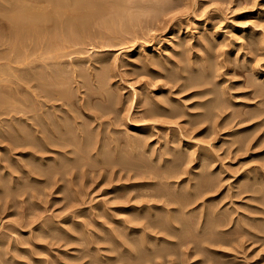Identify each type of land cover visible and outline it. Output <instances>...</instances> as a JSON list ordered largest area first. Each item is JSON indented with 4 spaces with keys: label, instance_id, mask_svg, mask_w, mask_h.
Segmentation results:
<instances>
[{
    "label": "rangeland",
    "instance_id": "obj_1",
    "mask_svg": "<svg viewBox=\"0 0 264 264\" xmlns=\"http://www.w3.org/2000/svg\"><path fill=\"white\" fill-rule=\"evenodd\" d=\"M123 1L126 3L125 4V3L121 2V4H122L121 6H123V7L125 6L123 9L126 8L125 10H127V9H131L133 7V9H131V11L127 10L128 13L131 16L128 13H126L127 11L123 13L122 11H124V10H122V7H121L120 9L122 10L121 11L122 15L120 14L119 11L117 12L120 16L117 15V13L116 14L113 13L114 14L113 15L111 12H109L108 17L110 16V20H114V18H115V20L112 21L113 22L112 23L111 21L109 22V18L108 17H107L108 19L105 17V15L107 16V14H108V12H105L104 15H103V18H104V20L107 19L106 22H109L108 24H110V25L105 27L106 29H103L104 25L102 26L99 23V25H100L99 26L98 23H97L96 25H94V27H92L91 33L85 34L87 37L85 35H83L82 37H80L78 39L79 41L76 40L74 42L69 43V44H72V45L67 44L69 46L65 47L66 49H64V52H65L64 55L65 56H69V58L64 56V58L66 60L65 59H63V60H65V62L66 61L68 62V60L70 59V62H68V63L64 62L68 67L66 65H65L66 67L63 66L64 63L62 62L63 63L62 68H63V70L65 68H67V69H65V71H66L65 74L68 73V76H71L70 74L72 73L71 72L72 70L70 71V68H72V67H73L72 68L73 70L77 69V70H79L80 73L82 72V70H84L82 72V75L84 76V78H82V79L81 78L80 79L79 78H75L74 79V80L81 81L82 85L81 84L78 85L77 82H79V81H77V82L75 81L73 83L74 80L69 81V79H68V81H69L68 84L71 85V86H67L68 84H66V86L68 87L67 89H70L69 87H72L70 89L71 90L70 91L71 96L75 92H79V93H76V95H73L72 99L70 98V103H72V102L75 103V104L72 103L73 105L71 104V106L75 105L72 109L74 111H76V112H78V107L76 106V102L77 101L80 102V99H82V97L84 95L87 96V94H89V92H90V90H87V87L86 88L84 87V86H86L85 84H88V87L91 90L95 89V85H94L95 84L94 83L95 80L91 81L90 76L93 75V74L96 75L103 68H107L108 67L106 69L107 71H105L107 73L106 74V79L108 80L107 81V85L108 86L106 85L107 88L105 87V89L108 90L110 93L111 92L113 93V95L111 93L112 98L110 96L109 97L107 96L108 100H105V99H107L106 97L104 99L96 97V98H94L92 100V103L94 105H96V104L98 105L99 104L101 106L108 107L109 110L112 109V111H109V113H106V117L111 118L113 121L118 119V120H116V124H118V121L120 120L119 123L122 125L121 126L119 124L120 125L119 126V125L115 124L113 126H110V130L111 131L116 130L118 128L117 129L118 133H116V134L114 133V134H115V136L117 138L119 136V139H117L119 141V144L117 143V141H115L113 143V145H112V144H110V142L109 143L107 142V140L110 141V139H108V138L106 139V142L110 146L112 145L111 146L112 148L114 146L115 148H113V149L115 151H117L115 153V151L111 147H109L110 149L108 151V148H107V151L109 152L110 155L113 152L112 156L114 155L116 157V159L119 158L120 160L121 159L125 160L128 157V155H129V158L131 157L129 159V161L134 160V159H132V158H134V156L130 155L132 153L131 150L130 149L128 150V147L125 144V141H127V140H125L124 138L126 137L127 132H128V134H133L135 132L133 129H131L132 128L131 126L137 124L136 122H138V120H139L138 119L139 115L137 114V111H138V109L139 110L142 109L141 107H139L140 105L138 104V102L142 98V96H146V95L150 94L149 92H151V91L153 92V94L155 93V96H157L156 94H158L161 90H167L168 88H170L171 91L169 89L168 90H169L170 95L172 96V98L178 99V100H180V102L183 100L184 103H186V105H191L192 102L196 103V101L198 102L200 99H201L200 102H202L203 101L202 99L204 97L198 99L197 97L196 98H191L190 96L192 94L200 91V90L202 91V88H204L203 90L205 91V88H206V90L209 89L208 90L209 91V95L214 96L213 99H215V97H216L215 95L217 94L216 91H218V95L220 96L219 99L225 101L224 98L222 97V94H223V92H226V93L229 92L231 95H229V94H227V95L229 97L231 96L230 100L235 96L233 98L235 101H233V99H232V102H235L234 104H237V105L240 104L241 105L242 103L243 104H247V103L249 104V102H250V104L253 106L254 103H255V106H253V109H255L254 107L260 108L259 105L261 107H262V104L264 105V99L263 98H260V97L257 98L256 96L253 97L254 96L253 95L254 89L251 88L249 86V83H248L250 81V79H256L257 80L256 76H258V73L261 72V71H264V43H263L264 42L263 41L264 40V0H167L169 5L167 4V1H165V0H156L157 4L155 3V0H139V1L138 0H132L134 2L133 5H128L131 2V1L129 2V0H123ZM147 1H149V3L151 2V4L153 2V4L155 5V6H153V4H152L153 7L151 6V4H148L153 9H151L146 4V3H148ZM139 2H141V3L139 4ZM137 3H138V5H136ZM135 5L137 7H135ZM163 5H164V7H163ZM130 6H132V7H130ZM157 6H159L158 7L159 11L157 10V12H156V10H154V7L157 8ZM140 7H141V9L143 8V10H142L143 12L139 11V15L137 16V20H138L137 21V20H135V17L138 14V9ZM147 7H149V8H147ZM162 8H164V9H162ZM166 8H168V9H166ZM147 9H149V10L151 9V11L149 12ZM161 9L164 10V11H162ZM146 10H147V12H146ZM132 13H134V15ZM110 14L112 15V17H111ZM126 14H128L129 16H127ZM115 15H117V16H115ZM120 17H122V18H120ZM128 19H130V21H128ZM133 19H134V23L131 22ZM119 20H121V21L119 22ZM122 21H124V22H122ZM119 23H121V24L124 23L125 26L122 27V25L119 24ZM111 24L115 25L114 26L115 28L112 29L113 31L109 28V27L113 28L112 27L113 25H111ZM7 25L8 24H7L6 20L3 18L2 14L0 13V36L3 35L0 38V41L1 40L3 41V39L5 38L4 36H6V35L8 36V34H9V28H8ZM95 26H97V27L95 28ZM101 27H102V29H101ZM3 32H6V33L8 32V34L3 33ZM251 33L252 34L255 33L256 36L254 35L255 37H253ZM7 36L4 39V43L2 41L0 42L1 43L0 44V57H1V59H2V56H3L2 54L3 53H4V55L5 54L9 55V56H6V57H10L11 56V54H10L11 53L10 52L11 49H10L9 46H11V48L13 46L10 43H9V46H8V41L6 40ZM260 39H262L261 40V44L259 43ZM181 43H182V45H181ZM6 44H7V46H6ZM7 47H9V48H7ZM203 48L204 49L207 48L209 51L207 52L206 51L207 49L204 50ZM155 49L156 50L158 49V51H156ZM6 50H7V53H6ZM8 50H9V53H8ZM153 50H154L155 53H149L150 51H153ZM61 52H63V50H61ZM66 52L67 53L69 52V53L66 55ZM71 52H73L74 54L71 53ZM140 52H142L144 56L142 54H140ZM94 53L96 54V56H95ZM165 53H167V54H165ZM98 54H99V56H98ZM140 55H142L143 57H141ZM150 55L153 56V57L149 58ZM169 56H171V57H169ZM197 56L203 58L202 59L203 61H207V60L213 61L214 65L215 64L217 65V63H218L217 66L215 65V67H217L216 69L218 70V72H217L216 69H214V70H216L217 74H216V72H214L213 75H211L212 78L215 76V78H213V80H214V82H217L218 84L216 83L217 84L216 85L213 82L216 86L212 85L213 83H211L212 82L211 76H210V78L204 76V78L205 77L206 78L205 79L203 78V81L206 80L205 81V85H207V86H205V85H203L202 87L200 86L201 88L198 86V88L200 89L199 90L196 87H195L196 89H194V87L192 86L193 84H192V85H190L191 89L188 87V85H186L185 87L186 88L188 87L189 89H186V88L182 89V87H184V85L187 84V81L184 79V75L185 74H186L185 75V78H186L192 73L193 69H195V70L198 69L199 73L202 72V69L200 70V68H203V67H201L202 65L200 66V62L197 61L198 64L196 62H192L195 59L197 60ZM209 56H210V58L208 59L207 57H209ZM36 57H35V61L37 60L39 62L38 63L36 61L38 63L37 66H39V64L42 61L40 62V57H39V60L37 59L38 57L37 58ZM48 57H50V56H46L47 59H51V58H48ZM154 57H156V58H154ZM160 57H161V59H165L167 61V67H166V65H165L166 68L162 67V68H164V70H162L161 67H157V66L147 67L144 64L145 62H143V61H146L147 59H150V60L156 59L157 60V59H160ZM33 59H34V57H31L30 60L28 59L29 64L32 63L31 61ZM216 59H218V60H216ZM183 60H184L185 63L184 62L180 63V61H183ZM190 60H192V61H190ZM28 61H26L27 62L26 64H28ZM46 61H47V63L50 62L49 60H46ZM100 61H103L105 64L103 62H100ZM166 61H165V63H166ZM172 61H174V62H172ZM187 61H189V62H187ZM2 62L4 64H2ZM2 62L0 60V65H1L0 67L1 68H2L3 65H6L5 59H3ZM52 62L53 61H51L50 63H52ZM83 62H85L84 63L85 66H83L84 65ZM190 62L193 63V64L190 65ZM34 63L35 62L33 60V64ZM69 63H70V65L72 67L70 65H68ZM71 63H73V64H71ZM186 63L187 64L189 63L188 67H187ZM194 63H196L199 68H197V66H195ZM106 64L108 66H106ZM141 64H142V66H145V67L142 68ZM202 64H203V62H202ZM219 64H221V65H219ZM15 65H17V64H15ZM15 65L14 64L12 65L14 67V69H13L14 71H12V70H11L12 72L4 71L5 74L10 75V76H12L14 74H16L18 76H23L24 71H16L15 70L16 68H20L18 66H20L22 64L16 66V68H15ZM73 65L76 68H74ZM77 65H78V67H77ZM89 65L90 66L93 65V67H89ZM94 65H96L97 68H95ZM22 66H21V68H22ZM189 66L193 67V68H191L192 70L190 69ZM258 66L260 68L259 72H258V69H259ZM182 67L185 68V69L188 68L191 71V73H186V72H190L189 70L188 71L187 70H183L184 71V73H183V71H182L183 68ZM256 67L258 69H256ZM38 68H34V71L36 70V72H34L33 69L31 70V72L32 71H33V73L41 72L42 68L41 69L40 68L38 69ZM91 68H92V70H91ZM99 68H100V70H99ZM104 70L105 69H103V71ZM180 71L182 72L181 74H180ZM15 72H17V73H15ZM147 72H148L149 75L147 74ZM176 73H178V74H176ZM19 74H21V75H19ZM86 74H87V76H86ZM89 74H91V75H89ZM175 74L178 75V76H176ZM187 74H189V75L187 76ZM214 74H216V75H214ZM254 74H255V77H254ZM64 76L66 77L67 75H64ZM71 77H73V75ZM252 77H254V78H252ZM71 79H73V78H71ZM170 79H171V81H170ZM215 79L217 81H215ZM150 80L154 81V82L151 81L152 83L149 84L151 86L148 85V83H150ZM172 80H173V82H172ZM165 81L167 82V85H166ZM207 81L208 82L211 81V82L208 83ZM220 81H224V82L226 81V82L225 83L223 82V84L221 82V84H219ZM71 82H72V84H70ZM17 83L18 82H16L15 84L11 83L10 85L9 84H3V86L5 85L7 87L6 91L7 92L9 91L8 93L11 96H14V97L11 98V99H13V102L16 101V99L18 100L17 102H14V104L16 103L15 105H17V107H18L16 109L14 108L15 110H18L19 108L24 106L22 104H25L24 99L27 98L26 97L27 96L26 85H24V84L21 85L22 83L19 82L20 86H19V88H17L18 87V85H16ZM202 84H204V82ZM0 85L2 86V84H0ZM7 85H9L10 87L7 86ZM80 85H81V90H79ZM14 86H16V87L14 88ZM66 86H64V87L66 88ZM77 86H79L78 89H75V88H77ZM163 86L165 88H163ZM169 86H171V87H169ZM178 86H180L181 88L178 87ZM210 86H214L215 87V88H212V87L211 88L216 92V94H214L215 92H211L212 89L210 88ZM221 86H222V88H221ZM192 87H193V90H192ZM142 88H144V89H142ZM74 89H75V91H74ZM16 90H18V91H16ZM76 90H78V91H76ZM138 90H140V91H138ZM227 90H230V91H227ZM15 91L18 92V93L15 94L16 93ZM22 91L23 92L26 91V92L23 93ZM72 91L74 93H72ZM134 91H136V92H134ZM141 91H142V93L144 92L146 94L143 95L142 93H139ZM169 92L163 94L162 98H161V95L157 96V98H159V97H160L159 99H166V97H167V99L169 97L171 98V96H169ZM175 92L177 94H179V95H177ZM133 93H135V94L137 93V94L133 95ZM220 93H222V94H220ZM19 94L20 95L22 94V96L20 97ZM82 94H83V96H82ZM116 94H118V97H117ZM153 94H151V95L153 97H155ZM137 95L139 96L138 97L139 99H137ZM209 95L208 94L206 95V98L204 99V101L206 99L208 101L212 99V96H209ZM245 95H247V97ZM86 96H84V97H86ZM239 96H240V98H239ZM84 97H83V100H84ZM187 98L188 99L191 98L192 101L190 99H189L190 100L189 101ZM111 99L113 101H111ZM262 99H263V101H262ZM137 100H138V102H137ZM11 101H10V103L12 105L13 102H11ZM183 101H182V104H183ZM228 102L225 103L226 106H227V104H228V106L230 105V102L229 103ZM259 102H260V104H259ZM111 103H113V104H111ZM135 103L138 104V105L136 106ZM256 104H257V106H256ZM11 105L9 104L10 107H11ZM237 105H236V107H235V105H230V107L227 106L229 111L227 110L226 111L227 114L225 113L224 115L220 116L221 118L218 117V119H217V117H215V119H217L216 123H215V119L214 118L206 119V122L203 124V126L201 125V129H205L207 127L211 131L216 126L217 123H220L222 121V119L226 115H228L230 113L232 114V112H233V114L236 113L237 108L240 106L239 105L237 107ZM241 106H242L243 110L242 109H240V111L238 110L236 114H239V112L241 113V115L242 114H246V115H243L244 119L245 118L248 119L250 116H247V114L250 111H252L253 109H251V107H245L243 105H241ZM241 106L239 108H241ZM111 107H113V108H111ZM243 107H245V108H243ZM75 108H76V110H75ZM113 110H114V112H113ZM231 110H232V112H231ZM241 110H242V112H241ZM106 111L108 112V110H106ZM112 112L115 113V114L112 115L113 114ZM196 112H198L197 109H196L195 113ZM14 114H15V112H14ZM14 114L11 113L9 115V117H8L9 119L7 118L8 115L7 116L4 115V116L0 117V125L2 124L0 126L2 128V131H0V133L3 132L4 135H7V129H9L8 134L17 135L18 132L19 133H23L27 129L25 124H22V122H21V121L24 120L23 119L24 117H22V113H21V117L22 118L20 117V115L18 117V114H16L17 116L16 115L14 116ZM108 114H110L111 116L110 115L108 116ZM10 116L11 117L14 116V117L11 118ZM113 117H116V118L113 119ZM17 118L19 120L21 119V121L18 122V120H16ZM130 118H131V120H130ZM182 118H184V119H182ZM182 118H179V119H176V120H172V121L177 122L178 125H181V127H183V128L187 127L186 131H188V129H189L188 126L189 125L188 124H184L185 117H182ZM10 119H12L13 122ZM213 119H214V122H213ZM238 119L240 120V117H238L237 120H235L234 122L235 123L238 122ZM255 119H253L254 121L251 119V122L248 120L247 121L248 123L245 122L247 124V126H246L245 123H243L244 126H243V124H240L241 126L238 125L240 127L237 126V128H236V129H239V128H242V127L243 128L244 127L245 128L253 127L252 129H250V131L248 130L247 132H243V135L242 134L240 135L242 137L243 136H248L246 138V140H247V142H245L246 144L237 142V139L234 140L232 137H228V136L224 137V134L227 131L220 132L219 128H218L219 130L218 129L217 130L220 133L219 132L215 133L216 134V138L214 136L215 134L213 133L214 134L213 135L212 132H208L209 134L208 133L205 134L207 136H205V135L196 136L197 135L196 132L195 133H193L192 131L186 132L185 128L183 130V133H182L181 139H180L181 143L182 142L186 143L187 141H191L192 144H195L196 146L197 145L200 146V144L202 145V143H204L203 145H205L208 142H210L208 144V146L207 145H205V146L206 147L210 146L209 148H211L210 149L211 152L217 146L214 149V152H213L214 153L213 155H215L214 160H216V163L213 164L212 169L214 170V172L216 171L215 172V175L217 174L216 175L217 176L216 181L218 179V182H220V179H221L222 182H220V183L216 182V186H217L218 189L215 188V189H217V191L216 190H215V192L213 191L215 194H213L211 192V193L207 194L208 198H207V196H205V198H202V199H203V202L208 200L207 203L205 202L206 205H208V206H206L205 203H204V205H205L204 207H209V208H211L213 210L215 209L214 212L217 213V215L215 216L216 218L218 217V215H220L219 216L220 218L218 217V219H221V221L219 220L218 223L222 224V225L220 224V227H222V228H219V227L217 228V231H219V235L220 236L219 235H215V237L213 236L214 237L213 241L215 243L210 244L212 246H209V243H207V244L205 242L203 243V245L205 244L204 247H207V249L199 251L201 254L199 252L197 253V250L195 251V253L193 252L196 249V246H193V245H195L194 243H192L193 241H191V240L189 241L188 240V239H192L193 240V238L186 239L185 240L186 244L185 243L183 244L180 241L179 237H178L179 241L177 239L176 241H178V242H175L176 238L174 237L175 239H173V236H178L180 234V231L177 232L175 229L170 230L172 232H171L170 235L168 234V238L171 236V238H169V239L167 238V236H163V235H166V234H163V233H166V232L159 231V229L158 230L157 229L153 230L149 234L146 233V232H144V234H143V232H141V233H133V229H135L136 227H138V228H136L138 230L141 229L142 228L141 225L143 226L144 223H146L145 222L146 220L145 221L144 220L138 221V222H140L138 224L139 226H137V223H135L134 224L135 227H134V225H132L133 224L132 222L131 223L127 222L129 219H131V217H129V215L128 216L126 215V214H128V212H127V210H125V208H128L131 204L133 206L134 204H137V203L136 202L132 203L133 202L132 201L129 205L125 204L127 207L124 204L121 205V207H120V204L125 202V200H123V198L119 199L118 195L126 194L127 192L128 193H133V195L134 194H138L140 191L142 193V191L145 188L143 189L141 186H137L136 189H135V192H133V190H131L132 189L131 185L132 184L134 185L135 183L140 184L141 182L142 183L150 182V180L145 178L147 180L146 181V180H144V178L141 179L142 176H135L136 174L142 173V170H138L139 173L136 170V172H134L133 174H132V172L135 171V170H133L132 172L129 171L130 173L128 174V170H127L128 167L127 166L126 167L124 166V168H122V166H120V165H116V167H115V165H113V166H111V167L114 168L113 171L110 170V169H112L110 166L104 165L105 166V168H104V166H102V164H104V163H100V161H99L101 159L100 156H98V158L96 157L97 155L95 156L96 149L99 148L100 144L95 142L96 141L95 139H97V141H98V137L95 136L97 134L94 135V133L97 132V130H96L97 129L96 128L97 124L92 122L91 126L89 128H90L91 134L93 135V137H95V138L92 139L93 140L92 142H93V145H94V146H92V148L94 149V152L92 153V150L89 151V152H91L90 154H92L91 155L92 157L90 156L89 153H88V156L91 157L92 159L91 158H90L91 160L88 159L87 162H88V164L89 163L92 164L93 162H95V159L97 158L96 162L98 160L97 163H99V166H98L97 163L96 164L94 163L93 168H92L91 164L88 165L86 161H83V162H81L83 166L86 165L85 166L86 168H87V166H91V167H89V169H86V168H84L82 166H80L78 168L76 167L77 169L75 168V170H76V172L78 174L75 172L74 169L68 168L66 170V175L68 174L67 177L71 176V178L70 177L68 178L70 181L65 182L67 177H65V175H64V177H62L59 174L60 176L58 175L57 179H58V177H59V179L60 178H64V181L63 182L61 181L60 183H57L56 185H51L50 184L51 187H49V184L46 185V183H45V185H44V183L42 182L43 186H44L43 187L41 185L42 183L41 182H36L35 179H32L33 182H30L31 178L27 179L26 176L21 175V172H18L19 170H16L18 172V174H14L15 175L14 177L15 178L21 177L22 179L20 180V182L17 179L14 180L13 177L12 178L10 177V179L8 178V176L6 178L4 177V175H6V173L9 172V168L8 169L4 168L1 171L3 175L0 174V181L2 180L1 182L3 183V186L0 187V195L2 193L3 194L0 196L1 197L0 205L2 207L3 206L4 207L2 208L0 206V209H1L0 210V231H1L0 233L2 235L1 237H3L1 242H2V244L3 243L4 244L2 246H0V249H1L0 250V257H1L0 261L3 262L4 264H9V263L10 264H89V263L90 264L91 263L94 264L93 262H95V261H96L95 264H135V263L139 264L140 262H141V264H264V174H262V172L264 173V160H263L264 159V126H263L264 124H260V128H259V123H262V122L264 123V121H263L264 118L257 117V120H255ZM124 120L126 121V123H125ZM129 120H130V122H129ZM159 120H160V118H159ZM159 120H158V118H156V120L153 121V122H156V123L158 122L157 124H159V125H157L156 123L152 124L153 123L152 121H149V122L142 121V123H138L140 125L137 124L139 127H142L145 124H146L145 126L150 125V127L152 125H153L152 127H154L155 125L157 126V127L155 126V129H154L155 131L154 130L151 131L152 135H151V132H150V133H148V136H146V137H152L153 136L152 138H150L151 140H148V143H149L150 147H152L151 151H152V149H154V152H156V154L159 152V150H157V149H160L159 147H161L163 145V143H164V140H161V139H164L163 137H165V133H168L169 135L172 134L170 131L163 133L164 131L159 129L158 126H160V122H162L163 119H161L160 122H159ZM105 121H108V120H105ZM121 121L125 124V126H124L123 123H121ZM5 122H8L10 125L5 123ZM133 122H135V124ZM139 122H141V121H139ZM210 122H212V123L210 124ZM17 123H18V125H17ZM89 123H90V121H89ZM179 123H181V124H179ZM15 124L18 126V128H17V126L15 127ZM92 124H93V126H92ZM173 124L175 125V123H173ZM173 124H168V125L171 128L178 129L179 126H173ZM253 124H254V126H253ZM20 125H21V127H20ZM209 125H211V126L214 125V126L212 128ZM9 127H11V128H9ZM1 128H0V130H1ZM23 128L25 129L24 131H23ZM16 130H18V131H16ZM19 130H21V131H19ZM126 130H128V131H126ZM260 130H261V132H260ZM15 131H16V134H15ZM93 131H95V132H93ZM124 131H126V132H124ZM156 131H158V132H156ZM255 132L257 133V135H256ZM258 132H259V134H258ZM2 134H0V135H2ZM124 134H125V137H124ZM134 135H135V133H134ZM188 135H190V136L188 137ZM208 136H210V137H208ZM251 136L252 137L254 136L253 137L254 139ZM255 136H256V138H255ZM121 137H123V138H121ZM222 137H223V139H222ZM261 137L263 138L262 140L260 139ZM205 139H208V141L205 140ZM248 139H249L250 142H248ZM157 140H159V141L157 142ZM203 141H206V143L203 142ZM104 142H105V140H104ZM236 142H237V144H235ZM115 143H116L117 147H119L120 144L123 145V146L119 147L120 148L119 150H121L122 153L123 152L124 153L126 152V154H127V152H129V153L131 152V153L128 154V155L123 153L124 155H122V156L118 155V152H121V151L118 150V148L116 147ZM154 143H156V144L154 145ZM239 143H240V145H239ZM108 144H107V146H109ZM124 144H125V146H124ZM212 144H214V145H212ZM241 144L244 145L243 147L245 149L242 147L240 149V151H239L238 149L240 148V146H242ZM3 145L4 144L1 145V143H0V152H2L0 154L2 156L4 155V153H3L4 151H1V150H3V148L6 147V143H5L4 146ZM249 145H250V147H249ZM153 146H155V148ZM199 146L194 147V150H197ZM121 148L122 149L124 148L125 150L127 149V151H125L124 149L122 150ZM188 148H187L188 151H185L186 153L189 154V152H194V151H192L193 148H192V150H190L191 148L190 149H188ZM184 149L186 150V148H184ZM235 150H236L237 153L233 152ZM26 151L28 152V150H26ZM26 151L23 150V148H19L18 151L11 152L10 153L11 157H9V158H11V159L13 158L12 164H10L9 162H6V163L10 167H11V165H13L12 166L13 168L11 167L12 169H15V168L17 169L18 167H23L24 163L26 161L28 163L31 162L32 164L37 163L35 161H31V158H29L28 156H25V155L21 156L20 155L21 153L25 154ZM150 152L148 154L145 153V155L149 156ZM142 153H144V152H142ZM238 153H239V155H238ZM245 153H246V155H245ZM139 154H140V152H139ZM151 154H152L151 157L147 156L149 158L148 160H147L146 157H144V158H146V160L148 162L151 161L150 158H155L156 156H158L159 153L157 155L154 154V153H151ZM117 155H118V158H117ZM143 155H141V156H143ZM114 156H113V158L115 159ZM24 157H26V158H24ZM73 157H75V156H73ZM123 157H125V158L123 159ZM90 161H92V162H90ZM101 161H102V159H101ZM33 162H35V163H33ZM152 163H154L153 165H155V162H152ZM118 166H120L119 169L117 168ZM193 166L194 165H189V166L186 165V167L189 168L190 171H195V170H192ZM106 167H107V169H106ZM79 168L80 169L82 168V170H80ZM218 168H220V169L222 168L223 169L222 173L220 172V169H218ZM69 169L70 170L72 169L73 173ZM85 169H86V171H85ZM121 169L122 170L125 169V170H123V172H121L122 171ZM79 170L82 171V172L85 171L84 173H82L83 175L81 174V172ZM67 171L68 172L70 171L71 175H69L70 172L68 173ZM124 171L127 172V173L123 174ZM246 171H248V172L252 171V173H249V175L251 176V174H252L251 177L255 178L254 179L255 187L253 186L252 182L248 183V185H246V187L243 186V185H240V183H239V182H241L239 180L240 179V175L242 176L244 174V172H246ZM74 172L76 174H74ZM108 172H110V173H108ZM248 172H246V173H248ZM79 174H81L82 176L79 175ZM218 174H220L221 177ZM129 175L131 177H133V179L136 177L135 179H138V180H133L132 179V181L129 182V180H131L130 177H128ZM232 175H234V176H232ZM261 175H263V176H261ZM22 176H24V177H22ZM139 177H141V178H139ZM187 177L182 175L180 177L181 179L179 178L178 180H175V181L174 180H170L172 182V184L170 185L171 188L174 190L176 188L175 182H177V181L180 182L182 179L187 178ZM73 178H74V181H71ZM120 178H122V179L120 180ZM124 178H127V179H125V181H123L122 186L124 185V187L120 188V189H122L124 191H122L120 189H118L120 191L116 190L115 188L121 186L122 180ZM34 180H35V182H34ZM127 180H128V182L126 183ZM14 181L16 183H14ZM113 181H115V182H113ZM154 181H156V180H153L151 182H154ZM23 182L26 185H27V183H30V186H29V184L27 185V186L31 187V188L28 187L29 188L28 191L21 189V188H23V189L27 188V187H25V188L21 187L22 185L19 184V183L23 184ZM244 182L247 184V181H244ZM32 183H34V185L36 187L34 185H31ZM36 183H39V186ZM67 183L70 184V185H68ZM71 183H73V184H71ZM218 184L219 185L221 184V186H219ZM128 185H129V187H127ZM238 185H240V186H238ZM18 186L20 187V189H19L20 191L18 190ZM63 186H64V190L62 189ZM114 186H116V187H114ZM130 186H131V188H130ZM5 187H7L8 189H6ZM16 188H17L18 191H16ZM40 188L42 189V191H41ZM45 188H47V189L45 190ZM2 189H4V190L6 189V190L4 191ZM114 189L116 190V193L112 192V191H115ZM183 189H185L184 186H183ZM31 190H33V191H31ZM34 190H37V191H34ZM182 190H181V192H182ZM260 190H261V192H260ZM24 191L28 192L29 194L28 193L25 194ZM5 192L6 193L8 192V193L5 194ZM10 192H13L15 194V196L13 197L12 195H10V197L7 198L9 196L8 194ZM18 192H21V194L18 193ZM35 192H36V195L34 194L35 196L32 197V198L35 199L34 200L30 196H33V193H35ZM151 192L155 193L153 190H151ZM257 193H259V194H257ZM40 194H41V196H40ZM116 194H118V195H116ZM6 195H7V197H6ZM114 196H117L118 198L117 197L114 198ZM6 198L8 200L15 201L14 202L15 206H12V207L9 206V205H11L10 202H12V201H8ZM143 198L144 197H142V199L141 198L134 199V201H137V200L141 199L140 201H138V202H141L142 200L144 201ZM260 198H262V199H260ZM210 199L213 200L214 203L212 201H210ZM1 200H2V202H1ZM5 200H7V201H5ZM20 201L22 203L26 202L27 204L26 203L20 204L21 203ZM4 202H6V203L8 202L7 206H6V203H4ZM210 203H213L212 206L210 205ZM26 206H28V207L26 208ZM9 207L11 208V210H10ZM212 207H215V208H212ZM8 209H9V211H8ZM17 209H19V210H17ZM27 209H28V211H27ZM121 210L123 211L124 214L120 213ZM217 210L219 212H217ZM18 211H21L22 213H20V212L17 213ZM105 211H108V212H105ZM124 211H126V212H124ZM23 212H24V215H23ZM221 212L225 213V215L223 214L224 215L223 217H222V213ZM196 213H194V214L198 217V215ZM21 214L23 215V217L25 215L27 217L28 214L30 215L29 217H31L32 214H33L32 217L36 215V216L40 217V220H41L40 222L43 224V228L44 229L48 230L50 228L49 226L51 224L52 228L55 227V229H53V230H56V231H50V233L49 232H44L45 234L42 233L43 234V239L42 238H38L40 240V242L36 241V239H35V242L33 240L34 243L32 241L30 242V240H32V236H33V234L35 232H30L31 231L30 227H26V228L25 227H22V228L20 227V229H18V227L20 225H18V223L15 222V221H17V222L21 221V219L23 218L21 216ZM107 214H108V218L106 217ZM191 215H193V214H191ZM20 216H21V219H20ZM36 216L33 217V218H36ZM230 216H231V218H230ZM227 217L230 218V220ZM216 218L214 220L215 222L218 221V219H216ZM199 219L201 221L204 220L201 217ZM213 219H214V217L213 218L210 217V220H213ZM44 220H46V221H44ZM227 220H228V222H227ZM142 221H144V222H142ZM225 221H226V223H225ZM123 222H126V223H123ZM222 222L224 223V225H223ZM239 222H240L241 225L239 224ZM46 223H48V224L46 225ZM120 223H122V224H120ZM44 224L46 226H44ZM74 224L75 225L77 224L76 226H74L76 229L73 227ZM79 224H80V227H79ZM249 224H250V226H248ZM81 225L82 226L84 225V227L87 229L86 231H85V229L82 230L83 232L85 231L84 233H82V231L80 233V230L82 229ZM236 225L239 226V227H237ZM77 226H78V228H77ZM130 226H131V228H133V227L134 228L131 229ZM177 227L180 230V227H181L180 224L177 225ZM16 228L18 229L19 232L22 229L21 232H24V234H23L24 236L22 235L23 238L20 236L21 233L17 234L18 232L16 231L17 230ZM23 228H25V229L23 230ZM67 228L68 229L71 228L70 231H68ZM106 228H108V229L106 230ZM128 228H130L132 230V232ZM73 229H75V230L73 231ZM10 230H12V231H10ZM60 230L61 231L64 230V232L65 231L66 232L65 233L64 232L61 233ZM77 230H78V232H77ZM115 230L118 231V233L119 232L120 233L118 234L117 232H115ZM124 230H126L129 235ZM108 231H110L111 235L109 234ZM111 231H112V233H111ZM174 231H175V233L177 232L176 235H175ZM11 232L13 233V235H12ZM15 232H17V233H15ZM69 232H71V234ZM154 232L156 233V235H155ZM227 233H228V235H227ZM49 234H50V236H48ZM102 234H104V235H102ZM137 234H138V236H137ZM150 234H151V236H150ZM100 235H101V237H100ZM141 235H143V236L141 237ZM46 236H47V239H46ZM59 236L61 238H59ZM71 236H73V237H71ZM53 237L55 239L57 237L58 238L55 240V239H53ZM145 237H146V240L143 239ZM153 237H156V238H153ZM163 237H166V238L164 239ZM20 238H21V240H18ZM28 238L30 239L29 241H28ZM48 238H50V239H48ZM90 238H91V240H90ZM22 239H25L26 241L23 240V242L21 244L20 241H22ZM60 239H61V241L59 242ZM107 239H109V240H107ZM130 239L133 240V241H131ZM147 239H148L147 245H143L142 243L146 244L145 241H147ZM152 239H154V240L157 239L156 240L157 242L153 241ZM224 239H225V241H224ZM4 240H5V242H4ZM15 240H16V242H17V240H18V242H20L19 245L17 244V247L19 248L18 250L16 248V244L14 246ZM51 240L55 243V245H54V243L52 244ZM137 240L139 241V243H138ZM164 240H170L169 242H173V245L167 243L169 245V248H168V245L166 244V242L163 243ZM217 240L218 241L219 240L222 241L223 244L218 242ZM12 241H13V243H12ZM24 241H25V243H24ZM134 241L137 243V245L134 244L135 243ZM9 242H11L12 245ZM119 242H121V243H119ZM179 242H181V243H179ZM188 242H190V243L188 244ZM126 243H127V245H126ZM130 243H131V245H134L135 247L131 246ZM149 243L151 244V246L149 245ZM121 244H123L124 246L121 245ZM156 244L158 246L161 245L160 248ZM178 244H180V245H178ZM217 244H219V245H217ZM132 247H133V249H132ZM163 247H165V248H163ZM192 247H195V249L192 248ZM149 248H151V249H149ZM161 248H163L164 251L167 248L168 250H166V252L168 251V254L170 253L169 256L167 255L166 252H163L162 251L163 249H161ZM41 249H43L44 251L41 250ZM134 249H135V251H134ZM137 249H139V250H137ZM153 249H156V251L153 250ZM7 250H8V252H7ZM12 250H15V252L13 251L15 254L12 253ZM19 250L20 251L22 250V251L20 252ZM23 250H29V251H27L28 254H26ZM145 250L146 251L150 250L152 253L150 251H147V253H146ZM157 250H158V253H160V254H161V252H159V251H162V257L164 256L163 258L161 257V255L156 253ZM4 251H6V252H4ZM9 251H11V253ZM38 251H40V252H38ZM130 251H131V254H130ZM141 251H142V253H141ZM202 251H203V253H202ZM29 252L31 253V255L29 254ZM136 252H138V254ZM174 252H175V255H173ZM124 253H126V254H124ZM144 253H145V255H144ZM13 254H14V256H12ZM128 254H129V256H128ZM136 254L137 255H141L142 257L140 258ZM146 254L149 255V256L150 255L154 256V254H155L154 257H152V256L149 257L150 260L147 258L148 259L147 261L148 262L151 261V263H147L146 262V257H147ZM182 254H183V257L185 259H183ZM4 255H7V256H5V258H4ZM176 255H177V257H176ZM134 256H137V257L135 258ZM180 256L182 258L181 259L182 262L180 260ZM159 257H160V259H159ZM151 258L152 259L154 258L153 261H152Z\"/></svg>",
    "mask_w": 264,
    "mask_h": 264
},
{
    "label": "bare ground",
    "instance_id": "obj_2",
    "mask_svg": "<svg viewBox=\"0 0 264 264\" xmlns=\"http://www.w3.org/2000/svg\"><path fill=\"white\" fill-rule=\"evenodd\" d=\"M131 1V2H130ZM139 1V0H138ZM165 1H167V0H165ZM121 2H123V3H125L123 0H0V13L2 14V16H3V18L6 20V22H7V26H8V28H9V34H8V32L6 33V32H3V33H6V34H8V36H7V41H8V46H9V43L10 44H12V48H11V46H9L10 47V49H11V56L10 57H6V56H9V55H4V53L2 54L3 56H2V59H1V57H0V60H1V62H2V60L3 59H5V61H6V65H3L2 66V68L0 69V84H2V86L0 85V117L1 116H4V115H8L7 116V118L9 117V115L11 114V113H13L14 114V112H15V114H14V116L16 115V114H18V117H19V115H20V117H21V113H22V117H24L23 119V121H21V119L19 120L18 118L16 119V120H18V122L19 121H21L22 122V124H25V126H26V130L23 128V133H17V135H10V134H8V131H9V129H7V135H4V133L3 132H1L0 134H2V135H0V143H1V145L2 144H4L5 145V143H6V147H4L3 148V150H1V151H4L3 153H4V155L2 156L1 154V156H0V172L4 169V168H9V172H7L6 173V175H4V177L6 178L7 176H8V178L10 179V177L12 178L13 177V179L15 180V179H17L19 182H20V180L22 179L21 177H18V178H15L14 176V174H18V172H21V175H24V176H26V178L28 179V178H31V181L30 182H33V180L32 179H35L36 180V182H43L44 183V185H45V183H46V185L47 184H49V187H51L50 186V184L51 185H56L57 183H60L61 181L63 182L64 181V178H60L59 179V177H58V179H57V176L60 174L62 177H64V175H65V177H67V175H66V170L68 169V168H72V169H74L75 170V168L77 167H80V166H82V167H84V168H86L85 166H83L82 165V163L81 162H83V161H88V159H90L92 156V154H90L91 152H89V151H91L92 150V153L94 152V149L92 148V146H94L93 145V138H95V137H93V135L91 134V132H90V126H91V123L93 122V123H96L97 125H96V130H97V132H95V131H93V132H95L94 133V135L95 134H97V135H95V136H97L98 137V141H97V139H95L96 141L95 142H97V143H99L100 144V146H99V148H97L96 149V154H95V156L98 158V156H100V158L102 159V161H101V159L99 160L100 161V163H104V164H102V166H104V165H106V166H113V165H115V167H116V165H120V166H122V168H124V166L126 167H128V174L130 173V172H132L133 170H135V171H133L132 172V174L134 173V172H136V170L138 171V170H142V173H139V171H138V173L139 174H136L135 176H142V178L141 177H139V178H141V179H143L144 178V180H146V179H149L150 180V182H145V183H140V184H137V183H135L134 185L132 184H130L131 186H132V189L131 190H133V192H135V189H136V187L137 186H141L144 190L142 191V193H141V191L138 193V194H134L133 195V193H126V194H121V195H118V194H116V195H118V197H119V199L120 198H123V200H125V202H123V203H121L120 204V207H121V205H125V204H127V205H129L132 201V203H134V202H136L137 204H134L133 206H132V204L128 207V208H125V210H127V212H128V214H126L127 216L129 215V217H131V219H129L127 222H129V223H133L132 225H134L135 223H137V226H139L138 224L140 223V222H138V221H140V220H146L145 222L146 223H144V225L142 226L141 225V229H136V228H138V227H136L135 229H133L134 227H135V225H134V227L133 228H131V226H130V228L131 229H133V233H141V232H143V234H144V232H146V233H150V232H152L153 230H158L159 229V231H162V232H166V233H163V234H166V235H163V236H167V238H168V234L170 235L171 234V232L172 231H170V230H173V229H175L177 232H179L180 231V234L178 235V236H173V239H175V242H178L179 241V239H180V241L184 244H186V242H185V240L186 239H188V238H193V240L192 239H188L189 241L191 240V241H193L192 243H194L195 245H193V246H196V249H195V247H192V248H194L195 250L193 251L194 253H195V251L197 250V253L199 252V251H201V250H206L207 249V247H204V245H203V243L205 242L206 244L207 243H209V246H212V245H210V244H213V243H215L214 241H213V238L215 237V235H219V231H217V228L219 227V228H222V227H220V224L221 223H218L219 222V220L221 221V219H218V217L220 216V215H218V217L216 218L215 216L217 215V213H215L214 212V210L213 209H211V208H209V207H204L205 205H206V203L208 202V200L207 201H205V202H203V199L202 198H205V196H207V194H209V193H213V194H215L214 192H215V190L217 191V186H216V182L217 183H220V182H222L221 181V179H220V182H218V179H217V181H216V178H217V174L215 175V172H214V170L212 169V167H213V164H215L216 163V160H214V157H215V155H213L214 153V149L217 147H215L214 149H213V151L211 152L210 151V149L211 148H209V147H206L205 145H207L208 146V144L210 143V142H208L207 144H205V145H203L204 143H202V145L200 144V146L199 145H197V146H199L198 147V149L197 150H194V147H197L195 144H192L191 143V141H187L186 143H181V135H182V133H183V130H184V128H185V131H186V128L187 127H181V125H178V123L177 122H175V121H172V120H176V119H179V118H182V117H185V120H184V124H188L189 126H188V131L190 132V131H192L193 133H195L196 132V136H202V135H205V134H207L208 132H212V134L214 133H218L219 131L220 132H223V131H227L225 134H224V137L225 136H228V137H232L234 140L235 139H237V142H240V143H245V142H247V140H246V138L248 137V136H240L241 134L243 135V132H247L248 130L250 131V129H252L253 127H247V128H239V129H236L237 128V126L238 125H240V124H243V123H245V122H247L248 120L251 122V119L253 120V119H255V120H257V117H260V118H264L263 116H264V105L262 104V107L259 105V107L260 108H258V107H254L255 109H253V106H255V103H254V105L252 106L251 104H250V102H249V104L247 103V104H241V105H243V106H245V107H251V109H253L252 111H250L248 114H247V116H250L248 119L247 118H245L244 119V116L243 115H246V114H242L241 115V113L239 112V114H236L237 113V111L239 110L240 111V109H242V106H241V108H239L240 106L239 105H237V104H234L235 102H232V99L235 97H233L231 100H230V97L227 95V94H229V95H231L229 92H223V94L222 93H220V94H222V97L224 98V100L225 101H223V100H220L219 98H220V96L218 95V91H216L217 92V94H216V92L212 89V88H215L214 86H216L218 83L217 82H214V80H213V78H215V76L212 78V76L211 75H213V73L214 72H216V68L217 67H215V65L213 64V61H209V60H207V61H203L202 59L203 58H201V57H199V56H197V60L195 59L194 61H192V60H190V61H192V62H196L197 64H198V62H200V66L201 67H203V68H200V70L202 69V72L201 73H199V71H198V69L197 70H195V69H193V71H192V73H191V71L187 68L188 67V64L186 63V65H187V69H185V68H183L182 69V71L183 70H189L190 72H186V73H191L190 75L189 74H187V76L188 77H186L185 78V75H184V79L187 81V84H183L184 85V87H182V89H184V88H186L185 86L186 85H188V87L190 88L191 86L190 85H192L193 87H194V89H196V88H198V86L200 87H202L203 85H205V81H203V78H204V76H206V77H208V78H210V76H211V80H212V82L211 83H217L216 85L213 83L212 85H214V86H210V88L213 90H211V92H215L214 94H216L215 96V99H213L214 98V96H212V95H209V89H207L206 90V88H205V91L203 90L204 88H202V91L200 90V91H198V92H196V93H194V94H192L190 97L191 98H198V99H200V98H203L202 100L204 101V99L206 98V95L208 94L209 96H212V99L211 100H205L204 102L202 101V102H200V100L197 102L196 101V103H191V105H186V103H184V101H183V104H182V101L180 102V100H178V99H174V98H172V96L170 95V92H169V90H170V88H168L167 86V88L169 89H167V90H161L158 94H156L157 96H159V95H161V98H162V95L163 94H165V93H168L169 92V96H171V98L169 97L168 99H167V97H166V99H159V98H157V96H155V93L153 94V92L151 91V92H149L150 94H148V95H146V96H142V98L139 100V102H138V100H137V102H138V104L140 105L139 107H141L142 109L141 110H139L138 109V111H137V114L139 115V117H138V122H136L137 124L138 123H142V121H144V122H149V121H155L156 120V118H158V120H159V118H160V120L161 119H163L162 120V122H160V120H159V122H160V126H158L159 127V129L160 130H162V131H164L163 133H165V132H168V131H170L172 134H168V133H165V137H163L164 139H161V140H164V143H163V145L161 146V147H159L160 149H157V150H159V154H158V156H156L155 158H150L151 159V161L152 162H155V165H153L154 163H152L151 161L150 162H148L147 160L149 159L148 157H151V153H154V154H156V152H154V149H152V151H151V148L152 147H150V145H149V143H148V140H151L150 138H152V137H146V136H148V133H150L151 131H153L154 129H155V126L154 127H152L153 125L152 124H154V123H156V122H151L152 124V126L150 127V125H148V126H142V127H139L138 125H140V124H136V125H132L131 127V129H133L135 132V135H134V133L133 134H128V132H127V135H126V137H125V134H124V139L125 140H127V141H125V144L127 145V147H128V150L130 149L131 150V154L129 153V152H127V154H126V152L124 153V154H126V155H128V154H130V155H133L134 156V158H132V159H134V160H132V161H129V159L131 158H129V155H128V159L126 158L125 160H120L119 158H118V155H120V156H122V155H124L123 153H122V151L121 150H119L120 148V146H123V145H121L120 144V146L119 147H117V145H116V143H115V145H116V147L118 148V150L119 151H121V152H118V155H117V158L118 159H116V157H115V159L113 158V156H112V151L114 150L113 148H115L114 146H113V148L111 147L112 145H113V143L115 142V141H117V143L119 144V141L117 140V139H119V136H118V138L115 136V134L116 133H118V128L116 129V130H113V131H111L110 130V126H113V125H115L116 124V120H118V119H116V120H112L111 118H109V117H106V113H109V111H112V109L111 110H109V108L108 107H105V106H101V105H94L93 103H92V100L94 99V98H96V97H98V98H107V96L109 97H111L112 98V95H113V93H112V95H111V93L108 91V90H106L105 89V87L107 88V79H106V72L105 71H107L106 69L108 68H103V69H105L104 71H103V69L101 70V71H99V73H97L96 75H91V74H89V75H91L90 76V79H91V81H93V80H95V89L94 90H91L89 87H88V84H85L86 86H84L85 88L87 87V90H90V92H89V94H87V96L86 95H84V96H86V97H84L83 96V94H82V96L84 97V100H83V97H82V99H80V102H76V106L78 107V112H76V111H74L72 108L75 106H71V104L72 103H74V102H72V103H70V98L72 99L73 98V95H76V93H79V92H73L72 91V93H74L72 96H71V93H70V89L72 88V87H69L70 89H67L68 87L67 86H71V85H69L68 83H69V81H72V80H74L75 78H84V76L82 75V72L84 71V70H82V72L80 73L79 72V70H77V69H75V70H73L72 68V66L70 65V63L68 64V65H70L72 68H70V71L72 72L70 75L72 76L73 75V77H71V76H68V73L67 74H65V69H67V68H65L64 70H63V68H62V65H63V63L65 62V58H64V54H65V52H64V49H66L65 47L67 46H69V45H72V44H69V43H71V42H74V41H76V40H78L80 37H82L83 35H85V34H89V33H91V30H92V27H94V25H96L97 23H98V25H99V23L103 26L104 25V28L103 29H106L105 27H107L108 25H110V24H108L110 21L112 22V21H114L115 20V18H114V20H110V16L108 17V15H109V12H111L112 14L113 13H117L118 11L120 12V14L122 15V13H121V11L122 10H124V11H122L123 13L124 12H126L127 10H129V11H131V9H133V7L132 6H130V7H132L131 9H127V10H125V9H123L124 7L123 6H121L122 4H121ZM129 4L128 5H133L134 4V2L132 1V0H129ZM148 3H146L147 5L148 4H151V2L149 3V1H147ZM157 1L155 0V3H156ZM141 2H139V4H140ZM144 3V4H145ZM126 4V3H125ZM124 4V5H125ZM152 4H153V2H152ZM152 4H151V6H152ZM157 4V3H156ZM164 4V3H163ZM167 4H168V1H167ZM136 5H138V3L136 4ZM135 5V7H137ZM169 5V4H168ZM150 8H151V6L150 5H148ZM153 6H155L154 4H153ZM152 6V7H153ZM122 7V10L120 9ZM129 7V8H130ZM139 7V6H138ZM149 7H147V8H149ZM158 7L159 6H157V8L156 7H154V10H156V12H157V10L159 11V9H158ZM163 7H164V5H163ZM166 7V6H165ZM171 7V6H170ZM156 8V9H155ZM140 9V10H139ZM138 9V14L136 15V17H135V20H137V16L139 15V11L141 12L142 10H143V8L141 9V7ZM151 9H153V8H151ZM151 9L149 10V9H147L149 12L151 11ZM162 9H164V8H162ZM161 9V10H162ZM166 9H168V8H166ZM147 10H146V12H147ZM162 11H164V10H162ZM105 12H108V14H107V16L105 15V17L107 18H109V22H106V20L108 19H106V20H104V18H103V15H104V13ZM143 12V11H142ZM155 12V11H154ZM126 13H128V11L126 12ZM161 13V12H160ZM129 14V13H128ZM128 14H126L127 16H129ZM133 15H134V13H132ZM144 14V13H143ZM150 14V13H149ZM157 14V13H156ZM111 15V14H110ZM114 15V14H113ZM117 15H119L118 13H117ZM117 15H115V16H117ZM120 16V15H119ZM118 16V17H119ZM131 16V15H130ZM111 17H112V15H111ZM120 18H122V17H120ZM112 19V18H111ZM139 19V18H138ZM121 20H119V22H120ZM126 21V20H125ZM128 21H130V19H128ZM138 21V20H137ZM118 22V21H117ZM122 22H124V21H122ZM127 22V21H126ZM131 22H133L134 23V19L131 21ZM113 23V22H112ZM142 23V22H141ZM119 24H121V23H119ZM138 24V23H137ZM140 24V23H139ZM97 25V26H98ZM111 25H113V24H111ZM118 25V24H117ZM122 25V27H124L125 25H124V23L123 24H121ZM97 26H95V28L97 27ZM100 26V25H99ZM115 25H113L112 27L113 28H111V27H109L111 30L112 29H114L115 27H114ZM131 26V25H130ZM134 26V25H133ZM119 27V26H118ZM121 27V26H120ZM100 28V27H99ZM127 28V27H126ZM7 29V28H6ZM101 29H102V27H101ZM108 29V28H107ZM113 31V30H112ZM94 33V32H93ZM252 34V33H251ZM250 34V35H251ZM173 35V34H172ZM255 35V33H253L252 34V36L253 37H255L254 36ZM3 36V35H2ZM2 36H0V38L2 37ZM6 36H4L5 38H6ZM86 36V35H85ZM89 36V35H88ZM87 37V36H86ZM91 37V36H90ZM4 38V39H5ZM4 39H3V43H4ZM98 39V38H97ZM99 40V39H98ZM261 40L262 39H260V44H261ZM0 41V42H1ZM79 41V40H78ZM84 41V40H83ZM264 41V40H263ZM77 43V42H76ZM170 43V42H169ZM258 43V42H257ZM264 43V42H263ZM1 44V43H0ZM67 44H69V45H67ZM74 44V43H73ZM177 44V43H176ZM76 45V44H75ZM78 45V44H77ZM171 45V44H170ZM181 45H182V43H181ZM2 46V45H1ZM6 46H7V44H6ZM169 46V45H168ZM9 47H7V48H9ZM174 47V46H173ZM6 48V47H5ZM71 48V47H70ZM69 48V49H70ZM74 48V47H73ZM176 48V47H175ZM148 49V48H147ZM154 49V48H153ZM204 49V48H203ZM207 49V48H206ZM206 49H204V50H206ZM61 50H63V52H61ZM151 50V49H150ZM156 50V49H155ZM170 50V49H169ZM5 51V50H4ZM66 51V50H65ZM156 51H158V49L156 50ZM207 52L209 51L208 49L206 50ZM2 52V51H1ZM174 52V51H173ZM212 52V51H211ZM210 52V53H211ZM6 53H7V50H6ZM8 53H9V50H8ZM63 55H62V54ZM69 53V52H68ZM67 52H66V55L68 54ZM71 53H73V52H71ZM149 53H155L154 52V50L153 51H150ZM74 54V53H73ZM95 54V53H94ZM140 54H142L143 55V53L142 52H140ZM145 54V53H144ZM157 54V53H156ZM165 54H167V53H165ZM169 54V53H168ZM178 54V53H177ZM199 54V53H198ZM142 55H140L141 57H143ZM172 55V54H171ZM179 55V54H178ZM177 55V56H178ZM5 56V57H4ZM38 58H37V57ZM46 56H50V57H48V58H51V59H47L46 58ZM71 56V55H70ZM94 56V55H93ZM95 56H96V54H95ZM94 56V57H95ZM98 56H99V54H98ZM162 56V55H161ZM229 56V55H228ZM12 57V58H11ZM31 57H34V64H33V60L31 61L32 63H30L29 64V61H28V59L30 60V58ZM35 57L39 60V57H40V64H39V66H37V64L39 63L37 60V62L35 61ZM43 59H42V58ZM63 57V58H62ZM65 57H67V58H69V56H65ZM140 57V58H141ZM147 57V56H146ZM150 57H153V56H149V58ZM169 57H171V56H169ZM91 58V57H90ZM148 58V57H147ZM154 58H156V57H154ZM158 58V57H157ZM163 58V57H162ZM178 58V57H177ZM208 59L210 58V56L209 57H207ZM42 59V60H41ZM63 59H65V60H62ZM79 59V58H78ZM99 59V58H98ZM173 59V58H172ZM46 60H51V61H53L52 63H47V61ZM100 60V59H99ZM103 60V59H102ZM165 59H161V57H160V59H153V60H150V59H147L146 61H143V62H145L144 64L147 66V67H150V66H157V67H165V65H166V67H167V61H166V63H165V61H164ZM216 60H218V59H216ZM26 61H28V64H26L27 62ZM72 61V60H71ZM77 61V60H76ZM80 61V60H79ZM82 61V60H81ZM198 61V62H197ZM63 62V63H62ZM67 62V61H66ZM65 62V63H66ZM68 62H70V59L68 60ZM67 62V63H68ZM75 62V61H74ZM100 62H103V61H100ZM172 62H174V61H172ZM182 62H184V60L183 61H180V63H182ZM187 62H189V61H187ZM202 62H203V64H202ZM218 62V61H217ZM216 62V63H217ZM22 64V65H20V64ZM64 63V65L63 66H65L66 64ZM85 62H83V64H84ZM89 63V62H88ZM94 63V62H93ZM104 63V62H103ZM107 63V62H106ZM178 63V62H177ZM185 63V62H184ZM196 63H194L195 64V66H197V68H199L198 67V65L196 64ZM215 63V62H214ZM221 63V62H220ZM2 64H4L3 62H2ZM15 65V64H17V65H15V68H16V66H18V65H20V66H18V67H20L21 68V66H22V68L20 69V68H16L15 70L16 71H24V74H23V76H18V75H16V74H14V75H12V76H10V75H7V74H5V72L4 71H10V72H12V71H14L13 69H14V67L12 66V65ZM71 64H73V63H71ZM95 64V63H94ZM105 64V63H104ZM127 64V63H126ZM191 64H193V63H191L190 62V65ZM174 65V64H173ZM177 65V64H176ZM185 65V66H186ZM204 65V66H203ZM217 65H218V63H217ZM216 65V66H217ZM219 65H221V64H219ZM1 66V65H0ZM67 66V65H66ZM65 66V67H66ZM69 66V67H70ZM74 66V65H73ZM83 66H85V64L83 65ZM88 66V65H87ZM95 66V68H97V66L96 65H94ZM101 66V65H100ZM106 66H108L107 64H106ZM105 66V67H106ZM141 66H142V64H141ZM171 66V65H170ZM178 66V65H177ZM182 66V65H181ZM194 66V65H193ZM42 68V70H41V72H39V73H33V71H34V68ZM68 67V66H67ZM77 67H78V65H77ZM89 67H93V65L92 66H90L89 65ZM99 67V66H98ZM143 67H145V66H142V68ZM146 67V68H147ZM165 67V68H166ZM180 67V66H179ZM190 67V69L191 68H193L192 66H189ZM38 68V69H39ZM74 68H76L75 66H74ZM110 68V67H109ZM160 68V69H161ZM178 68V67H177ZM195 68V67H194ZM223 68V67H222ZM246 68V67H245ZM258 68H259V66H258ZM257 67H256V69H258ZM33 69V71L31 72V70ZM69 69V68H68ZM89 69V68H88ZM168 69V68H167ZM214 69H216V70H214ZM220 69V68H219ZM12 70V71H11ZM91 70H92V68H91ZM99 70H100V68H99ZM158 70V69H157ZM162 70H164V68H162ZM192 70V69H191ZM26 71V72H25ZM69 71V72H70ZM95 71V70H94ZM98 71V70H97ZM109 71V70H108ZM152 71V70H151ZM177 71V70H176ZM220 71V70H219ZM260 71V68L258 69V72ZM34 72H36V70L34 71ZM173 72V71H172ZM217 72H218V70H217ZM217 72H216V74H217ZM232 72V71H231ZM14 73V72H13ZM15 73H17V72H15ZM20 73V72H19ZM91 73V72H90ZM170 73V72H169ZM182 72L180 71V74H181ZM183 73H184V71H183ZM147 74H148V72H147ZM154 74V73H153ZM174 74V73H173ZM176 74H178V73H176ZM175 74V75H176ZM216 74H214V75H216ZM219 74V73H218ZM256 74V73H255ZM255 74H254V77H255ZM19 75H21V74H19ZM64 75H67L66 77L64 76ZM109 75V74H108ZM149 75V74H148ZM155 75V74H154ZM86 76H87V74H86ZM151 76V75H150ZM166 76V75H165ZM176 76H178V75H176ZM253 76V75H252ZM69 77V78H68ZM157 77V76H156ZM155 77V78H156ZM169 77V76H168ZM180 77V76H179ZM205 77V78H206ZM254 77H252V78H254ZM257 77V80L256 79H250V81L248 82L249 83V86L251 87V88H253L254 89V91H253V97H257V98H263L264 99V71H261V72H259L258 73V76H256ZM71 78H73V79H71ZM166 78V77H165ZM176 78V77H175ZM174 78V79H175ZM183 78V77H182ZM181 78V79H182ZM204 78V79H205ZM68 79H69V81H68ZM71 79V80H70ZM87 79V78H86ZM162 79V78H161ZM173 79V80H174ZM183 79V80H184ZM247 79V78H246ZM248 79V80H249ZM18 82L16 85H18V87L17 88H19V86H20V84H19V82L20 83H22L21 85H26V90H27V98L26 99H24V101H25V104H22V105H24V106H22L21 108H19L18 110H15L16 108H18L17 107V105H15L14 104V102H17L18 100L16 99V101H14L13 102V99H11L12 97H14V96H11L7 91H6V89H7V87L4 85L3 86V84H15L16 82ZM88 80V79H87ZM153 80V79H152ZM152 80H150V83H148V85L149 84H151L152 82H154V81H152ZM169 80V79H168ZM167 80V81H168ZM173 80H172V82H173ZM176 80V79H175ZM178 80V79H177ZM182 80V81H183ZM77 82V81H79V80H74L73 81V83L74 82ZM152 81V82H151ZM170 81H171V79H170ZM209 81V80H208ZM207 81V82H208ZM215 81H217L216 79H215ZM80 82V83H79ZM79 82H77L78 83V85L79 84H81V81H79ZM87 82V81H86ZM149 82V81H148ZM166 82V81H165ZM164 82V83H165ZM204 82V84H202ZM210 82H208V83H210ZM219 82V81H218ZM221 82H222V84H223V82L224 81H220V83L219 84H221ZM226 82V81H225ZM224 82V83H225ZM175 83V82H174ZM185 83V82H184ZM190 83V84H189ZM247 83V84H248ZM66 84H68L67 86H66ZM70 84H72V82L70 83ZM202 84V85H201ZM9 85H7V86H9ZM74 85V84H73ZM82 85V84H81ZM81 85H80V88H79V90H81ZM107 85V86H106ZM166 85H167V82H166ZM171 85V84H170ZM175 85V84H174ZM209 85V84H208ZM211 85V84H210ZM13 86V85H12ZM64 86H66V88L64 87ZM147 86V85H146ZM149 86H151V85H149ZM154 86V85H153ZM182 86V85H181ZM205 86H207V85H205ZM204 86V87H205ZM234 86V85H233ZM10 87V86H9ZM16 86H14V88H15ZM64 87V88H63ZM78 87L79 86H77V88H75V89H78ZM148 87V86H147ZM159 87V86H158ZM169 87H171V86H169ZM178 87H180V86H178ZM186 88V89H189V88ZM193 87H192V90H193ZM196 87V88H195ZM200 87V88H201ZM246 87V86H245ZM12 88V87H11ZM163 88H165L164 86H163ZM181 88V87H180ZM221 88H222V86H221ZM9 89V88H8ZM75 89H74V91H75ZM83 89V88H82ZM142 89H144V88H142ZM147 89V88H146ZM159 89V88H158ZM185 89V90H186ZM191 89V88H190ZM11 90V89H10ZM15 90V89H14ZM134 90V89H133ZM180 90V89H179ZM16 91H18V90H16ZM15 91V92H16ZM20 91V90H19ZM76 91H78V90H76ZM85 91V90H84ZM138 91H140V90H138ZM145 91V90H144ZM148 91V90H147ZM171 91V90H170ZM181 91V90H180ZM183 91V90H182ZM187 91V90H186ZM222 91V90H221ZM227 91H230V90H227ZM14 92V91H13ZM23 92V91H22ZM24 92H26V91H24ZM23 92V93H24ZM134 92H136V91H134ZM146 92V91H145ZM178 92V91H177ZM220 92V91H219ZM18 92H16L15 94H17ZM20 93V92H19ZM22 93V94H23ZM84 93V92H83ZM87 93V92H86ZM139 93H142V91L141 92H139ZM176 93V92H175ZM174 93V94H175ZM181 93V92H180ZM14 94V93H13ZM22 94L20 95V97L22 96ZM115 94V93H114ZM135 93H133V95H134ZM137 94V93H136ZM135 94V95H136ZM143 95H145L146 93H142ZM151 94H153L155 97H153ZM177 94V93H176ZM182 94V93H181ZM26 95V94H25ZM117 95V97H118V94H116ZM115 95V96H116ZM177 95H179V94H177ZM243 95V94H242ZM17 96V95H16ZM71 96V97H70ZM166 96V95H165ZM219 96V97H218ZM246 97H247V95H245ZM76 97V96H75ZM135 97V96H134ZM133 97V98H134ZM139 96L137 95V99H139L138 98ZM141 97V96H140ZM164 97V96H163ZM178 97V96H177ZM78 98V97H77ZM97 98V99H98ZM179 98V97H178ZM191 98H189L191 101H192V99ZM239 98H240V96H239ZM20 99V98H19ZM136 99V98H135ZM180 99V98H179ZM188 99V98H187ZM186 99V100H187ZM188 99V100H189ZM209 99V98H208ZM247 99V98H246ZM263 99H262V101H263ZM12 100V101H11ZM105 100H108V98L107 99H105ZM119 100V99H118ZM189 100V101H190ZM261 100V99H260ZM10 101L11 102H13L12 103V105H11V103H10ZM76 101V100H75ZM110 101V100H109ZM111 101H113L112 99H111ZM110 101V102H111ZM230 102V105H235V107H236V105H237V107L239 108H237V110H236V113H234L233 114V112H232V110H231V112H232V114L230 113V114H228V115H226L223 119H222V121L220 122V123H217L216 124V126L213 128V126H211V125H209V126H211L210 128L212 129L211 131H210V129L209 128H205V129H201V125L203 126V124L206 122V119H209V118H214L215 119V117H217V119H218V117H220V116H222V115H224L225 113L227 114V110H228V107H230V105L228 106V104H227V106L225 105V103L226 102ZM233 101H235L234 99H233ZM23 102V101H22ZM136 102V103H137ZM195 102V101H194ZM228 102V103H229ZM103 103V102H102ZM101 103V104H102ZM135 103V104H136ZM181 103V104H180ZM232 103V104H231ZM238 103V102H237ZM9 104L11 105V107L9 106ZM18 104V103H17ZM75 104V103H74ZM111 104H113V103H111ZM138 104H136V106L138 105ZM259 104H260V102H259ZM73 105V104H72ZM9 108H8V107ZM112 106V105H111ZM115 106V105H114ZM256 106H257V104H256ZM13 107V108H12ZM132 107V106H131ZM245 107H243V108H245ZM15 108V109H14ZM24 108V109H23ZM111 108H113V107H111ZM196 109L198 110V112H196L195 113V111H196ZM247 109V108H246ZM249 109V108H248ZM75 110H76V108H75ZM80 110V111H79ZM106 110H108V112L106 111ZM115 110V109H114ZM114 110H113V112H114ZM137 110V109H136ZM195 110V111H194ZM200 110V111H199ZM203 110V111H202ZM243 110V109H242ZM242 110H241V112H242ZM193 111V112H192ZM229 111V110H228ZM112 112V113H113ZM235 112V111H234ZM245 113V112H244ZM247 113V112H246ZM115 113H113L112 115H114ZM119 114V113H118ZM136 114V113H135ZM236 114V115H235ZM110 114H108V116H109ZM13 116V117H14ZM17 116V115H16ZM111 116V115H110ZM119 116V115H118ZM117 116V117H118ZM11 117V116H10ZM13 117H11V118H13ZM21 117V118H22ZM238 117H240V120L238 119V122H234L235 120H237V118ZM243 117V118H242ZM116 117H113V119H115ZM119 118V117H118ZM221 118V117H220ZM242 118V119H241ZM9 119V118H8ZM136 119V118H135ZM182 119H184V118H182ZM214 119H213V122H214ZM217 119H215V123H216V120ZM11 121H12V119H10ZM105 120H108V121H105ZM123 120V119H122ZM127 120V119H126ZM130 120H131V118H130ZM130 120H129V122H130ZM15 121V120H14ZM89 121H90V123H89ZM120 121V120H119ZM119 121H118V124H116V125H119L120 123H119ZM125 121V120H124ZM128 121V120H127ZM133 121V120H132ZM131 121V122H132ZM139 121H141V122H139ZM211 121V120H210ZM254 121V120H253ZM264 121V120H263ZM13 122V121H12ZM115 122V123H114ZM135 122H133L134 124H135ZM143 122V123H144ZM179 122V121H178ZM260 122V121H259ZM262 122V121H261ZM5 123H7V124H9L8 122H5ZM121 123H123L122 121H121ZM125 123H126V121H125ZM158 123V122H157ZM156 123V124H157ZM173 123H175V125L173 124ZM212 122H210V124H211ZM235 123V124H234ZM248 123V122H247ZM20 124V123H19ZM124 124V123H123ZM168 124H173V126H179L178 127V129H175V128H171ZM179 124H181V123H179ZM209 124V123H208ZM214 124V123H213ZM246 124V123H245ZM260 124H264L263 122L262 123H259V128H260ZM2 125V124H1ZM0 125V126H1ZM4 125V124H3ZM10 125V124H9ZM17 125H18V123H17ZM16 124H15V127L17 126ZM121 125V124H120ZM119 125V126H120ZM127 125V124H126ZM157 125H159V124H157ZM167 125V126H166ZM5 126V125H4ZM92 126H93V124H92ZM108 126V127H107ZM118 126V127H119ZM122 126V125H121ZM124 126H125V124H124ZM241 126V125H240ZM240 126H238V127H240ZM243 126H244V124H243ZM246 126H247V124H246ZM253 126H254V124H253ZM264 126V125H263ZM6 127V126H5ZM4 127V128H5ZM20 127H21V125H20ZM157 127V126H156ZM256 127V126H255ZM262 127V126H261ZM1 128V127H0ZM9 128H11V127H9ZM17 128H18V126H17ZM115 128V127H114ZM124 128V127H123ZM127 128V127H126ZM203 128V127H202ZM220 130H219V129ZM219 131H218V130ZM263 129V128H262ZM261 129V130H262ZM125 130V129H124ZM129 130V129H128ZM128 130H126V131H128ZM158 130V129H157ZM209 130V131H208ZM257 130V129H256ZM261 130H260V132H261ZM0 131H2V128H1V130ZM6 131V130H5ZM16 131H18V130H16ZM16 131H15V134H16ZM19 131H21V130H19ZM126 131H124V132H126ZM131 131V130H130ZM129 131V132H130ZM155 131V130H154ZM188 131H186V132H188ZM13 132V131H12ZM156 132H158V131H156ZM219 132V133H220ZM6 133V132H5ZM11 133V132H10ZM115 133V134H114ZM131 133V132H130ZM192 133V134H193ZM256 133V132H255ZM157 134V133H156ZM209 134V133H208ZM211 134V133H210ZM213 134V135H214ZM258 134H259V132H258ZM122 135V134H121ZM120 135V136H121ZM151 135H152V132H151ZM163 135V134H162ZM161 135V136H162ZM237 135V136H236ZM253 135V134H252ZM256 135H257V133H256ZM156 136V135H155ZM154 136V137H155ZM164 136V135H163ZM187 136V135H186ZM190 135H188V137H189ZM205 136H207V135H205ZM215 136V138H216V134L214 135ZM213 136V137H214ZM223 136V135H222ZM208 137H210V136H208ZM241 137V138H240ZM252 137V136H251ZM254 137V136H253ZM252 137V138H253ZM263 137V136H262ZM260 138L261 140L263 139V138ZM110 139V141L109 140H107V142L109 143L110 142V144H112L111 146L106 142V139ZM121 138H123V137H121ZM120 138V139H121ZM148 138V139H147ZM161 138V137H160ZM183 138V137H182ZM192 138V137H191ZM255 138H256V136H255ZM212 139V138H211ZM222 139H223V137H222ZM250 139V138H249ZM249 139H248V142H250L249 141ZM254 139V138H253ZM104 140H105V142H104ZM122 140V139H121ZM120 140V141H121ZM185 140V139H184ZM205 140H207L208 141V139H205ZM213 140V139H212ZM211 140V141H212ZM216 140V139H215ZM231 140V139H230ZM243 140V141H242ZM251 140V139H250ZM159 140H157V142H158ZM232 141V140H231ZM252 141V140H251ZM254 141V140H253ZM104 142V143H103ZM203 142H205L206 143V141H203ZM226 142V141H225ZM224 142V143H225ZM229 142V141H228ZM234 142V141H233ZM237 142L235 143V144H237ZM121 143V142H120ZM230 143V142H229ZM240 143H239V145H240ZM95 144V143H94ZM107 144L109 145V146H107ZM123 144V143H122ZM125 144H124V146H125ZM151 144V143H150ZM156 143H154V145H155ZM162 144V143H161ZM232 144V143H231ZM234 144V145H235ZM246 144V143H245ZM262 144V143H261ZM3 145V146H4ZM158 145V144H157ZM178 145V146H177ZM212 145H214V144H212ZM242 145V144H241ZM152 146V145H151ZM244 145H242V146H240V148L238 149L239 151H240V149L243 147ZM109 147H111L113 150L111 151L112 153H111V155L109 154ZM126 147V148H127ZM154 148H155V146H153ZM189 147V148H188ZM232 147V146H231ZM230 147V148H231ZM238 147V146H237ZM249 147H250V145H249ZM19 148H23V150H28V152L26 151V153L24 154V153H21L20 155L22 156V155H25V156H28L29 158H31V161H35V162H37V163H35V162H33V163H35V164H32L31 162H27L26 160V162L24 163V166L23 167H18L17 165V169L15 168V169H12L13 167V165H11V167L6 163V162H9L10 164H12V161H13V158L11 159V158H9V157H11V152H14V151H18L19 150ZM92 148V149H91ZM96 148V147H95ZM107 148H108V151H107ZM116 148V149H117ZM150 148V149H149ZM181 148V149H180ZM184 148H186V150L184 149ZM187 148L188 149H190V150H192V148H193V150L192 151H194V152H189V154L188 153H186L185 151H188L187 150ZM244 148V147H243ZM122 149V148H121ZM124 149V148H123ZM122 149V150H123ZM245 149V148H244ZM249 149V148H248ZM22 150V149H21ZM20 150V151H21ZM125 150V149H124ZM189 150V151H190ZM243 150V149H242ZM115 151V150H114ZM125 151H127V149L125 150ZM151 151V152H150ZM238 151V152H239ZM23 152V151H22ZM117 151H115V153H116ZM139 152H140V154H139ZM142 152H144V153H142ZM150 152V155L148 156V155H145V153L146 154H148ZM233 152H236V150L235 151H233ZM232 152V153H233ZM0 153H2V152H0ZM88 153L90 154V156L91 157H89L88 156ZM237 153V152H236ZM93 154V155H94ZM145 156H144V155ZM156 154V155H157ZM235 154V153H234ZM13 155V154H12ZM77 155V156H76ZM116 155V154H115ZM125 155V156H126ZM141 155H143V156H141ZM238 155H239V153H238ZM245 155H246V153H245ZM258 155V154H257ZM73 156H75V157H73ZM148 156V157H147ZM166 156V157H165ZM89 157V158H88ZM94 157V156H93ZM144 157H146L147 158V160H146V158H144ZM153 157V156H152ZM260 157V156H259ZM24 158H26V157H24ZM96 158V159H97ZM125 157H123V159H124ZM144 158V159H143ZM92 159V158H91ZM90 159V160H91ZM94 159V158H93ZM96 159H95V162H93L92 164L91 163H89V164H91V166H92V168H93V165H94V163L96 164L97 162H98V160H97V162H96ZM24 160V159H23ZM146 160V161H145ZM264 160V159H263ZM19 161V160H18ZM94 161V160H93ZM252 161V160H251ZM90 162H92V161H90ZM157 162V163H156ZM263 162V161H262ZM4 163V164H3ZM243 163V162H242ZM2 164V165H1ZM21 164V163H20ZM81 164V165H80ZM87 164H88V162H87ZM88 164V165H89ZM98 164V166H99V163H97ZM15 165V164H14ZM22 165V164H21ZM34 167H33V166ZM38 165V166H37ZM186 165H194L193 167H192V170H195V171H190L189 170V168H187L186 167ZM247 165V164H246ZM15 166V167H16ZM37 166V167H36ZM91 166H87V168L86 169H89V167H91ZM96 166V165H95ZM94 166V167H95ZM101 166V165H100ZM101 166V167H102ZM120 166H118L117 168L119 169V167ZM109 167V168H110ZM245 167V166H244ZM262 167V166H261ZM11 168V169H10ZM76 168V169H77ZM96 168V167H95ZM103 168V167H102ZM104 168H105V166H104ZM103 168V169H104ZM112 169H110V170H114V168L113 167H111ZM260 168V167H259ZM263 168V167H262ZM70 170L71 172L73 171V170ZM80 169V168H79ZM86 169H85V171H86ZM106 169H107V167H106ZM191 169V168H190ZM218 169H220V168H218ZM252 169V168H251ZM16 170H19L18 172L16 171ZM80 170H82V168L80 169ZM79 170V171H80ZM122 170V169H121ZM123 170H125V169H123ZM123 170L121 171V172H123ZM126 170V171H127ZM261 170V169H260ZM8 171V170H7ZM69 171V172H70ZM84 171V172H85ZM111 171V172H112ZM130 171V172H129ZM222 171H223V169L221 168L220 169V172L222 173ZM68 172V171H67ZM68 172V173H69ZM71 172L69 173V175H71ZM75 172H76V170H75ZM74 172V174H76ZM81 172V174L82 173H84V172H82V171H80ZM107 172V171H106ZM246 172H248V171H246ZM246 172H244V174L241 176L240 175V181L241 182H239L240 183V185H243V186H245L246 187V185H248V183H253V186L255 187V185H254V179L255 178H253V177H251L252 176V174H251V176L249 175V173H252V171L251 172H248V173H246ZM73 173V172H72ZM87 173V172H86ZM108 173H110V172H108ZM125 173H127V172H125L124 171V173L123 174H125ZM219 173V172H218ZM259 173V172H258ZM1 175H3L2 174V172L0 173ZM20 174V173H19ZM78 174V173H77ZM81 174H79V175H81ZM112 174V173H111ZM260 174V173H259ZM262 174H264L263 172H262ZM59 175V176H60ZM83 175V174H82ZM81 175V176H82ZM113 175V174H112ZM188 176L187 178H184V179H182L180 182L179 181H177V182H175V185H176V188L173 190L172 188H171V184H172V182L170 181V180H178L181 176ZM220 177H221V175L220 174H218ZM24 176H22V177H24ZM76 176V175H75ZM124 176V175H123ZM127 176V175H126ZM218 176V177H219ZM232 176H234V175H232ZM261 176H263V175H261ZM260 176V177H261ZM70 178H71V176H69ZM69 177H67V179H66V181L65 182H67V181H70L68 178ZM119 177V176H118ZM128 177H130V179L131 180H129V182L130 181H132V179H133V177H131L130 175L128 176ZM259 177V176H258ZM25 178V179H26ZM78 178V177H77ZM115 178V177H114ZM113 178V179H114ZM136 178V177H135ZM133 179V180H138V179ZM146 178V179H145ZM122 178H120V180H121ZM125 179H127V178H124L123 180H122V183H121V186L120 187H116V186H114V187H116L115 189L116 190H118V189H120V188H122V187H124V185L122 186V184H123V181H125ZM140 179V180H141ZM181 179V178H180ZM12 180V179H11ZM35 180H34V182H35ZM76 180V179H75ZM153 180H156V181H154V182H151V181H153ZM260 180V179H259ZM2 181V180H1ZM0 181V187L1 186H3V183ZM7 181V180H6ZM13 181V180H12ZM71 181H74V178L71 180ZM147 181V180H146ZM173 181V182H174ZM237 181V180H236ZM244 181H247V184L244 182ZM64 182V183H65ZM113 182H115V181H113ZM128 182V180L126 181V183ZM5 183V182H4ZM9 183V182H8ZM14 183H16L15 181H14ZM18 183V182H17ZM43 183L41 184L42 186H43ZM20 185H22L21 187H27L26 189H23V188H21L22 190H26V191H28L29 190V188H31V187H29L30 186V183H27V185L29 184V186H27L26 184H24V182H23V184L22 183H19ZM36 184H38V186H39V183H36ZM68 184V183H67ZM66 184V185H67ZM71 184H73V183H71ZM129 184V183H128ZM222 184V183H221ZM221 184L219 185V186H221ZM236 184V183H235ZM7 185V184H6ZM19 185V186H20ZM26 185V186H25ZM31 185H34V183H32ZM60 185V184H59ZM62 185V184H61ZM68 185H70V184H68ZM67 185V186H68ZM240 185H238V186H240ZM17 186V185H16ZM18 186V190L20 189V187ZM35 186V185H34ZM41 186V187H42ZM58 186V185H57ZM65 186V185H64ZM64 186H63V190H64ZM118 186V185H117ZM126 186V185H125ZM131 186H130V188H131ZM183 186H184V188L185 189H183ZM237 186V185H236ZM235 186V187H236ZM10 187V186H9ZM29 187V188H28ZM36 187V186H35ZM44 187V186H43ZM42 187V188H43ZM46 187V186H45ZM70 187V186H69ZM127 187H129V185L127 186ZM187 187V188H186ZM234 187V188H235ZM6 189H8L7 187H5ZM11 188V187H10ZM33 188V187H32ZM61 188V187H60ZM59 188V189H60ZM126 188V187H125ZM129 188V189H130ZM141 188V189H142ZM215 188H217V189H215ZM220 188V187H219ZM5 189V190H6ZM41 189V188H40ZM47 188H45V190H46ZM114 189V190H115ZM128 189V188H127ZM183 189V190H182ZM246 189V188H245ZM2 190H4V189H2ZM4 190V191H5ZM10 190V189H9ZM17 190V188H16V191H18ZM21 190V191H22ZM113 190V189H112ZM116 190L115 191H112V192H115L116 193ZM120 190H122V189H120ZM120 190H118V191H120ZM139 190V189H138ZM137 190V191H138ZM151 190H153L155 193H152L151 192ZM180 190V191H179ZM181 190H182V192H181ZM12 191V190H11ZM20 191V190H19ZM31 191H33V190H31ZM34 191H37V190H34ZM39 191V190H38ZM41 191H42V189H41ZM122 191H124V190H122ZM184 191V192H183ZM214 191V192H213ZM253 191V190H252ZM3 192V191H2ZM246 192V191H245ZM255 192V191H254ZM260 192H261V190H260ZM259 192V193H260ZM8 193V192H7ZM6 192H5V194H7ZM11 193V194H10ZM8 195V197H7V195H6V197L7 198H9L10 197V195H12L13 197L15 196V194L13 193V192H10ZM18 193H20L21 194V192H18ZM24 193L26 194V193H28V192H25L24 191ZM44 193V192H43ZM114 193V194H115ZM118 193V192H117ZM253 193V192H252ZM256 193V192H255ZM259 193H257V194H259ZM3 194V193H2ZM1 194V195H2ZM29 194V193H28ZM36 195V192L35 193H33V196H30L31 198L32 197H34L35 195ZM76 194V193H75ZM212 194V195H213ZM263 194V193H262ZM0 195V196H1ZM24 195V194H23ZM31 195V194H30ZM77 195V194H76ZM133 195V196H132ZM229 195V194H228ZM4 196V195H3ZM29 196V195H28ZM38 196V195H37ZM40 196H41V194H40ZM5 197V196H4ZM29 197V198H30ZM39 197V196H38ZM77 197V196H76ZM115 197H117V196H114V198ZM117 197V198H118ZM142 197H144L143 199H144V201L142 200L141 202H138V201H140L141 199H142ZM6 198V199H7ZM125 198V199H124ZM138 198H141L140 200H137V201H134V199H138ZM146 198V199H145ZM207 198H208V196H207ZM214 198V197H213ZM212 198V199H213ZM217 198V197H216ZM0 199H1V197H0ZM4 199V198H3ZM2 199V200H3ZM18 199V198H17ZM32 199H34V198H32ZM38 199V198H37ZM260 199H262V198H260ZM2 200H1V202H2ZM8 200V199H7ZM7 200H5V201H7ZM14 200V199H13ZM23 200V199H22ZM26 200V199H25ZM31 200V199H30ZM35 200V199H34ZM122 200V199H121ZM122 200V201H123ZM8 201H12V200H8ZM154 201V202H153ZM202 201V202H201ZM210 201H212L213 202V200H211L210 199ZM15 201H12V202H10V204L11 205H9V206H15V203H14ZM21 202V201H20ZM4 203H6V202H4ZM24 203H26V202H24ZM24 203H20V204H24ZM204 203H205V205H204ZM214 203V202H213ZM213 203H210V205L212 206V204ZM216 203V202H215ZM262 203V202H261ZM7 204H8V202L6 203V206H7ZM27 204V203H26ZM25 204V205H26ZM209 204V203H208ZM36 205V204H35ZM209 205V206H210ZM1 206V205H0ZM5 206V207H6ZM39 206V205H38ZM126 206V205H125ZM206 206H208V205H206ZM2 207V206H1ZM4 207V206H3ZM2 207V208H3ZM19 207V206H18ZM28 206H26V208H27ZM127 207V206H126ZM10 208V207H9ZM14 208V207H13ZM20 208V207H19ZM190 208V209H189ZM212 208H215V207H212ZM7 209V208H6ZM30 209V208H29ZM118 209V208H117ZM120 209V208H119ZM122 209V208H121ZM124 209V208H123ZM1 210V209H0ZM10 210H11V208H10ZM17 210H19V209H17ZM25 210V209H24ZM8 211H9V209H8ZM27 211H28V209H27ZM119 211V210H118ZM223 211V210H222ZM22 213L21 211H18L17 213ZM105 212H108V211H105ZM104 212V213H105ZM124 212H126V211H124ZM197 212V213H196ZM217 212H219L218 210H217ZM29 213V212H28ZM120 213H122V214H124L123 213V211L121 210L120 211ZM194 213H196L197 215H198V217L200 218H203L204 220H200ZM222 213V212H221ZM231 213V212H230ZM229 213V214H230ZM12 214V213H11ZM35 214V213H34ZM112 214V213H111ZM118 214V213H117ZM191 214H193V215H191ZM225 215V213L223 212L222 213V217ZM19 215V214H18ZM23 215H24V212H23ZM23 215L21 214V216L23 217ZM33 215V214H32ZM32 215H31V217H29L30 215L28 214L27 215V217H26V215L21 219V216H20V219H21V221L20 222H17V221H15L16 223H18V225H20L19 227H18V229H20V227L22 228V227H30V232H35L34 234H33V236H32V240H30L29 238H28V241L30 240V242L32 241L33 242V240H34V242H35V239H36V241H39L40 242V240L38 239V238H42L43 239V234H45L44 232H49L50 233V231H56V230H53V229H55V227L54 228H52V225L50 224V230L48 229H44L43 228V224L40 222L41 220H40V217H38V216H36V218H33V217H35V216H33L32 217ZM232 216V215H231ZM231 216H230V218H231ZM105 217V216H104ZM107 218H108V214H107V216H106ZM210 217H214V219L213 220H210ZM221 217V218H222ZM215 218L216 219H218V221H214L215 220ZM220 218V217H219ZM228 218V217H227ZM230 218H228L229 220H230ZM251 218V217H250ZM128 219V218H127ZM252 219V218H251ZM226 220V219H225ZM254 220V219H253ZM44 221H46V220H44ZM125 221V220H124ZM144 221H142V222H144ZM223 221V220H222ZM240 221V220H239ZM14 222V223H15ZM227 222H228V220H227ZM236 222V221H235ZM246 222V221H245ZM123 223H126V222H123ZM223 223V222H222ZM225 223H226V221H225ZM48 223H46V225H47ZM120 224H122V223H120ZM143 224V223H142ZM180 224V230H179V228L177 227V225H179ZM239 224H240V222H239ZM245 224V223H244ZM45 224H44V226H46ZM77 225V224H76ZM75 224L73 225V227L74 226H76ZM130 225V224H129ZM128 225V226H129ZM222 225V224H221ZM223 225H224V223H223ZM234 225V224H233ZM241 225V224H240ZM82 226V225H81ZM106 226V225H105ZM227 226V225H226ZM225 226V227H226ZM230 226V225H229ZM237 226V225H236ZM248 226H250V224L248 225ZM247 226V227H248ZM79 227H80V224H79ZM104 227V226H103ZM109 227V226H108ZM119 227V226H118ZM117 227V228H118ZM224 227V226H223ZM237 227H239V226H237ZM25 228H23V230L25 229ZM64 228V227H63ZM75 228V227H74ZM77 228H78V226H77ZM130 228H128V229H130ZM170 228V229H169ZM172 228V229H171ZM227 228V227H226ZM241 228V227H240ZM17 229V228H16ZM18 229L16 230L17 232H15V233H17V234H20L21 233V237H22V235L24 234V232H21V230H20V232L18 231ZM60 229V228H59ZM58 229V230H59ZM68 229V228H67ZM71 229V228H70ZM70 229H68V231H70ZM76 229V228H75ZM75 229H73V231L75 230ZM80 229V228H79ZM85 229V231L87 230L85 227H84V225L82 226V229L80 230V233H81V231L82 230H84ZM108 228H106V230H107ZM125 229V228H124ZM130 229V230H131ZM224 229V228H223ZM244 229V228H243ZM15 230V229H14ZM62 230V229H61ZM60 230V231H61ZM65 230V229H64ZM64 230L63 231H61V233L62 232H64ZM127 230V229H126ZM126 230H124V231H126ZM219 230V229H218ZM10 231H12V230H10ZM72 231V232H73ZM84 231V232H85ZM89 231V230H88ZM128 231V230H127ZM126 231V232H127ZM1 232V231H0ZM59 232V231H58ZM66 232V231H65ZM64 232V233H65ZM77 232H78V230H77ZM83 231H82V233H84ZM109 232V234H110V231H108ZM115 232H117L118 233V231H116L115 230ZM131 232H132V230H131ZM156 232V231H155ZM154 232V233H155ZM176 232V233H177ZM221 232V231H220ZM12 233V232H11ZM14 233V234H15ZM29 233V232H28ZM43 233V234H42ZM60 233V234H61ZM70 234H71V232H69ZM106 233V232H105ZM111 233H112V231H111ZM116 233V234H117ZM120 233V232H119ZM118 233V234H119ZM132 233V234H133ZM157 233V232H156ZM156 233H155V235H156ZM161 233V232H160ZM174 233H175V231H174ZM176 233H175V235H176ZM7 234V233H6ZM31 234V233H30ZM29 234V235H30ZM48 234V233H47ZM57 234V233H56ZM69 234V235H70ZM101 234V233H100ZM107 234V233H106ZM105 234V235H106ZM123 234V233H122ZM127 234H128V232H127ZM131 234V235H132ZM152 234V233H151ZM151 234H150V236H151ZM173 234V233H172ZM4 235V234H3ZM11 235V234H10ZM12 235H13V233H12ZM26 235V234H25ZM59 235V234H58ZM57 235V236H58ZM102 235H104V234H102ZM111 235V234H110ZM125 235V234H124ZM123 235V236H124ZM129 235V234H128ZM153 235V234H152ZM227 235H228V233H227ZM2 235H1V233H0V246H2L3 244H2V239H3V237H1ZM8 236V235H7ZM24 236V235H23ZM27 236V235H26ZM45 236V235H44ZM48 236H50V234L48 235ZM54 236V235H53ZM137 236H138V234H137ZM143 235H141V237H142ZM214 236V237H213ZM220 236V235H219ZM5 237V236H4ZM56 237V236H55ZM71 237H73V236H71ZM100 237H101V235H100ZM175 237V238H174ZM178 237H179V239H178ZM7 238V237H6ZM12 238V237H11ZM19 238V237H18ZM23 238V237H22ZM45 238V237H44ZM58 238V237H57ZM56 238V239H57ZM59 238H61L60 236H59ZM64 238V237H63ZM76 238V237H75ZM95 238V237H94ZM123 238V237H122ZM153 238H156V237H153ZM164 239L166 238V237H163ZM169 238H171V236L169 237ZM168 238V239H169ZM17 239V238H16ZM38 239V240H37ZM46 239H47V236H46ZM48 239H50V238H48ZM53 239H55L54 237H53ZM55 239V240H56ZM121 239V238H120ZM124 239V238H123ZM128 239V238H127ZM143 239H145L146 240V237L145 238H143ZM158 239V238H157ZM157 239H152L153 241H156ZM162 239V238H161ZM178 239V241H176ZM216 239V238H215ZM221 239V238H220ZM6 240V239H5ZM5 240H4V242H5ZM9 240V239H8ZM18 240H21V238L20 239H18ZM18 240H17V242H16V240H15V242H14V246H15V244H16V248H17V250L19 249L18 247H17V244L19 245V243L21 242V244H22V242H23V240H25V239H22V241H20V242H18ZM89 240V239H88ZM90 240H91V238H90ZM93 240V239H92ZM107 240H109V239H107ZM131 240V239H130ZM144 240V241H145ZM26 241V240H25ZM25 241H24V243H25ZM27 241V242H28ZM52 241V240H51ZM58 241V240H57ZM61 241V239L59 240V242ZM76 241V240H75ZM113 241V240H112ZM131 241H133V240H131ZM138 241V240H137ZM170 240H164L163 241V243H165L166 242V244L167 243H169V244H172L173 245V242H169ZM218 241V240H217ZM224 241H225V239H224ZM229 241V240H228ZM29 242V243H30ZM33 242V243H34ZM89 242V241H88ZM135 242V241H134ZM146 242V244L145 243H142L143 245H147V243H148V239H147V241H145ZM157 242V241H156ZM181 242H179V243H181ZM218 242H220V243H222V241H218ZM231 242V241H230ZM10 244H11V242H9ZM12 243H13V241H12ZM23 243V244H24ZM54 242L52 241V244H53ZM90 243V242H89ZM95 243V242H94ZM119 243H121V242H119ZM123 243V242H122ZM133 243V242H132ZM138 243H139V241H138ZM190 242H188V244H189ZM219 243V244H220ZM8 244V243H7ZM38 244V243H37ZM51 244V245H52ZM91 244V243H90ZM125 244V243H124ZM134 244H136L137 245V243L135 242ZM159 244V243H158ZM162 244V243H161ZM176 244V243H175ZM202 244V245H201ZM219 244H217V245H219ZM223 244V243H222ZM12 245V244H11ZM36 245V244H35ZM54 245H55V243H54ZM121 245H123V244H121ZM126 245H127V243H126ZM130 245H131V243H130ZM142 245V246H143ZM149 245L151 246V244L149 243ZM157 245V244H156ZM163 245V244H162ZM168 245V244H167ZM166 245V246H167ZM178 245H180V244H178ZM7 246V245H6ZM40 246V245H39ZM43 246V245H42ZM124 246V245H123ZM131 246H134V245H131ZM140 246V245H139ZM158 246V245H157ZM156 246V247H157ZM160 246L161 245H159L158 247L160 248ZM165 246V245H164ZM176 246V245H175ZM183 246V245H182ZM190 246V245H189ZM128 247V246H127ZM135 247V246H134ZM172 247V246H171ZM170 247V248H171ZM15 248V247H14ZM13 248V249H14ZM35 248V247H34ZM41 248V247H40ZM130 248V247H129ZM143 248V247H142ZM163 248H165V247H163ZM163 248H161V249H163ZM168 248H169V245H168ZM173 248V247H172ZM176 248V247H175ZM178 248V247H177ZM182 248V247H181ZM44 249V248H43ZM43 249H41V250H43ZM119 249V248H118ZM132 249H133V247H132ZM140 249V248H139ZM139 249H137V250H139ZM149 249H151V248H149ZM160 249V250H161ZM180 249V248H179ZM209 249V248H208ZM1 250V249H0ZM16 250V251H17ZM122 250V249H121ZM126 250V249H125ZM124 250V251H125ZM131 250V249H130ZM153 250H155L156 251V249H153ZM166 250H168L167 248H166ZM166 250L164 251V249L162 250L163 252H166ZM171 250V249H170ZM169 250V251H170ZM176 250V249H175ZM3 251V250H2ZM15 252V250H12V253H14ZM20 251V250H19ZM18 251V252H19ZM22 251V250H21ZM20 251V252H21ZM26 254H28V252L27 251H29V250H23ZM44 251V250H43ZM134 251H135V249H134ZM146 251V250H145ZM147 251H150V250H147ZM147 251H146V253H147ZM162 251H159V252H161V254L160 253H158V250H157V252L156 253H158L159 255H161V257H162ZM4 252H6V251H4ZM7 252H8V250H7ZM10 253H11V251H9ZM32 252V251H31ZM38 252H40V251H38ZM127 252V251H126ZM129 252V251H128ZM151 252V251H150ZM209 252V251H208ZM121 253V252H120ZM135 253V252H134ZM137 254H138V252H136ZM141 253H142V251H141ZM152 253V252H151ZM155 253V254H156ZM167 253V255L169 256V254H168V251L166 252ZM200 253V252H199ZM202 253H203V251H202ZM6 254V253H5ZM9 254V253H8ZM15 254V253H14ZM14 254L12 255V256H14ZM25 254V255H26ZM29 254L31 255V253L29 252ZM35 254V253H34ZM124 254H126V253H124ZM130 254H131V251H130ZM136 254V255H137ZM155 254H154V256H155ZM177 254V253H176ZM181 254V253H180ZM179 254V255H180ZM201 254V253H200ZM205 254V253H204ZM203 254V255H204ZM2 255V254H1ZM21 255V254H20ZM33 255V254H32ZM119 255V254H118ZM123 255V254H122ZM144 255H145V253H144ZM147 255V254H146ZM166 255V256H167ZM173 255H175V252H174V254ZM206 255V254H205ZM226 255V254H225ZM5 256H7V255H4V258H5ZM124 256V255H123ZM128 256H129V254H128ZM138 257H142L141 255H137ZM137 256H134L135 258L137 257ZM150 256H152V255H150ZM149 255H147V257H146V262L147 263H151V261L150 262H148L147 260L149 259V257H150ZM154 256H152V257H154ZM209 256V255H208ZM164 257V256H163ZM162 257V258H163ZM176 257H177V255H176ZM182 257H183V254H182ZM1 258V257H0ZM12 258V257H11ZM15 258V257H14ZM134 258V259H135ZM145 258V257H144ZM148 258V259H147ZM130 259V258H129ZM152 259V258H151ZM154 259V258H153ZM153 259H152V261H153ZM156 259V258H155ZM159 259H160V257H159ZM158 259V260H159ZM182 258H181V256H180V260H181ZM183 259H185L184 257H183ZM12 260V259H11ZM17 260V259H16ZM15 260V261H16ZM150 260V259H149ZM179 260V259H178ZM179 260V261H180ZM92 261V260H91ZM136 261V260H135ZM141 261V260H140ZM139 261V262H140ZM8 262V261H7ZM10 262V261H9ZM12 262V261H11ZM17 262V261H16ZM96 262V261H95ZM95 262H93L94 264H95ZM156 262V261H155ZM181 262H182V260H181ZM184 262V261H183ZM203 262V261H202ZM179 263V262H178ZM0 264H4L3 262H1L0 261ZM10 264V263H9ZM90 264V263H89ZM92 264V263H91ZM136 264V263H135ZM139 264H141V262L139 263Z\"/></svg>",
    "mask_w": 264,
    "mask_h": 264
}]
</instances>
